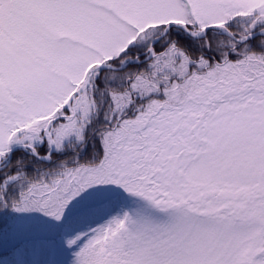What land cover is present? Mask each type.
<instances>
[{
  "label": "snow or ice",
  "instance_id": "obj_1",
  "mask_svg": "<svg viewBox=\"0 0 264 264\" xmlns=\"http://www.w3.org/2000/svg\"><path fill=\"white\" fill-rule=\"evenodd\" d=\"M264 264V0H0V264Z\"/></svg>",
  "mask_w": 264,
  "mask_h": 264
},
{
  "label": "trees",
  "instance_id": "obj_2",
  "mask_svg": "<svg viewBox=\"0 0 264 264\" xmlns=\"http://www.w3.org/2000/svg\"><path fill=\"white\" fill-rule=\"evenodd\" d=\"M64 256H65V264H67V261L71 259V250H65Z\"/></svg>",
  "mask_w": 264,
  "mask_h": 264
}]
</instances>
